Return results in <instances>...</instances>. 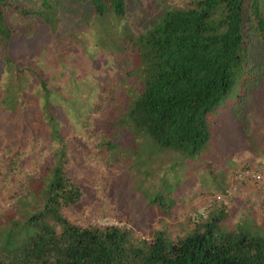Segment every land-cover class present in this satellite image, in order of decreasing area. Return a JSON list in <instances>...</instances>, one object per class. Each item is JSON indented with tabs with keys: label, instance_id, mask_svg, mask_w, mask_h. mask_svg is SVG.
Segmentation results:
<instances>
[{
	"label": "rangeland",
	"instance_id": "1",
	"mask_svg": "<svg viewBox=\"0 0 264 264\" xmlns=\"http://www.w3.org/2000/svg\"><path fill=\"white\" fill-rule=\"evenodd\" d=\"M15 1L36 8L43 0ZM49 1L60 11L55 34L38 19L6 11L14 34L6 49L0 45V96L6 82L4 56L23 69L26 88L23 110L14 115L0 109V172L9 159L4 147L11 141L13 150L26 154L19 164L23 173L39 175L49 163L54 145L49 148L43 131L42 79L66 145L65 170L83 192L78 204L64 210L69 220L126 227L138 237L158 229L177 235L188 218L224 208L229 228L246 222L264 231L262 46H252V86L246 95H231L226 106L209 116L211 139L200 154L183 159L156 152L149 158L142 134L110 123L126 110V92L136 81L126 37L187 0H127L123 17H97L76 0ZM246 169L260 177H240ZM1 177L0 225L25 184L16 173ZM151 199L156 205L149 204Z\"/></svg>",
	"mask_w": 264,
	"mask_h": 264
},
{
	"label": "trees",
	"instance_id": "2",
	"mask_svg": "<svg viewBox=\"0 0 264 264\" xmlns=\"http://www.w3.org/2000/svg\"><path fill=\"white\" fill-rule=\"evenodd\" d=\"M76 1L89 5L97 17L126 14L127 0ZM7 10L42 21L52 34L59 28V8L49 0L36 8L0 0L5 49L14 34ZM126 38L136 81L126 92V110L110 123L142 134L149 158L156 152L192 158L211 139L209 116L252 86V46L260 44L264 51V0H187ZM3 61L0 109L15 115L25 108L26 79L10 57ZM38 80L43 131L54 149L41 174L28 175L19 166L26 154L13 150L12 141L4 147L9 159L1 180L16 173L25 184L0 225V264H264V231L246 222L229 228L224 208L188 218L177 235L158 229L138 237L126 227L69 220L64 210L78 204L83 192L65 170L60 124L50 111L46 82ZM147 201L156 205L154 199Z\"/></svg>",
	"mask_w": 264,
	"mask_h": 264
},
{
	"label": "built area",
	"instance_id": "3",
	"mask_svg": "<svg viewBox=\"0 0 264 264\" xmlns=\"http://www.w3.org/2000/svg\"><path fill=\"white\" fill-rule=\"evenodd\" d=\"M240 177H247L250 179H258L260 177V175L253 170L250 169H246L245 171H243L242 173H240L239 175Z\"/></svg>",
	"mask_w": 264,
	"mask_h": 264
}]
</instances>
